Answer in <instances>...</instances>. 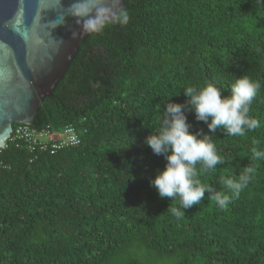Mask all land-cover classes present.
Here are the masks:
<instances>
[{
    "label": "trees",
    "instance_id": "1",
    "mask_svg": "<svg viewBox=\"0 0 264 264\" xmlns=\"http://www.w3.org/2000/svg\"><path fill=\"white\" fill-rule=\"evenodd\" d=\"M123 3L129 22L86 36L34 117L37 130L72 127L79 143L0 150V264H264V160L252 159L264 150V0ZM240 76L261 83L249 113L260 127L218 130L225 163L197 178L227 191L221 177L248 166L253 177L225 209L206 194L177 219L179 200L150 185L166 161L144 140L185 87L229 95Z\"/></svg>",
    "mask_w": 264,
    "mask_h": 264
},
{
    "label": "clouds",
    "instance_id": "2",
    "mask_svg": "<svg viewBox=\"0 0 264 264\" xmlns=\"http://www.w3.org/2000/svg\"><path fill=\"white\" fill-rule=\"evenodd\" d=\"M73 14L85 33H99L109 25H126L129 22L125 10L113 12L104 6V0L74 4ZM260 89L259 81L240 76L231 84L229 95H225L216 84L207 83L203 87H185L183 103L173 102L172 97L165 103L158 128L151 131L144 144L154 155L162 156L166 161L150 185L160 199L179 200L180 206L171 208V214L177 219L204 200L206 194L219 208L225 209L251 181L255 171L251 166L245 167L237 179L221 177L220 182L227 191H217L197 177L225 163L213 141L218 130H223L228 136L243 137L260 127V120L249 114ZM189 112L197 122L207 126V132L202 128L192 130L193 125L187 116ZM252 159L264 160V150L252 148ZM197 165L201 166L199 170Z\"/></svg>",
    "mask_w": 264,
    "mask_h": 264
},
{
    "label": "water",
    "instance_id": "3",
    "mask_svg": "<svg viewBox=\"0 0 264 264\" xmlns=\"http://www.w3.org/2000/svg\"><path fill=\"white\" fill-rule=\"evenodd\" d=\"M87 0H0V150L15 124L33 125L41 101L52 96L82 30L73 5ZM113 12L123 0H104Z\"/></svg>",
    "mask_w": 264,
    "mask_h": 264
},
{
    "label": "built area",
    "instance_id": "4",
    "mask_svg": "<svg viewBox=\"0 0 264 264\" xmlns=\"http://www.w3.org/2000/svg\"><path fill=\"white\" fill-rule=\"evenodd\" d=\"M58 135L60 137H54L53 133L46 127L42 130H37L31 125L15 124L12 127V132L8 142L13 144L16 148L24 147L30 153L36 150L49 149L50 154L63 149L65 147L74 146L79 143V138L75 134L72 127H67ZM0 162V167H1Z\"/></svg>",
    "mask_w": 264,
    "mask_h": 264
},
{
    "label": "rangeland",
    "instance_id": "5",
    "mask_svg": "<svg viewBox=\"0 0 264 264\" xmlns=\"http://www.w3.org/2000/svg\"><path fill=\"white\" fill-rule=\"evenodd\" d=\"M54 135V137H60L61 136V134H53Z\"/></svg>",
    "mask_w": 264,
    "mask_h": 264
}]
</instances>
